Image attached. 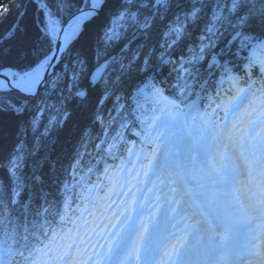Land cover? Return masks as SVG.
<instances>
[{"label": "snow or ice", "instance_id": "snow-or-ice-1", "mask_svg": "<svg viewBox=\"0 0 264 264\" xmlns=\"http://www.w3.org/2000/svg\"><path fill=\"white\" fill-rule=\"evenodd\" d=\"M13 7L0 264H264V0Z\"/></svg>", "mask_w": 264, "mask_h": 264}, {"label": "trees", "instance_id": "trees-1", "mask_svg": "<svg viewBox=\"0 0 264 264\" xmlns=\"http://www.w3.org/2000/svg\"><path fill=\"white\" fill-rule=\"evenodd\" d=\"M19 2L20 0H0V28H7V26L15 19L17 9L13 7V5L18 4ZM3 125L4 136L2 142H0V159L5 157L12 146L18 141V137L15 134L14 124L10 118L5 116L3 118ZM93 135H95V132H93ZM31 143V134H29L27 137V144L24 146L25 152L31 147ZM69 147H71V145H69ZM0 179L6 180V175L2 170H0Z\"/></svg>", "mask_w": 264, "mask_h": 264}]
</instances>
